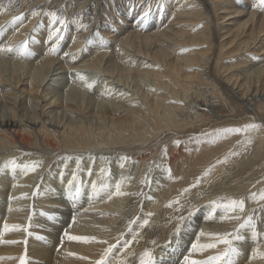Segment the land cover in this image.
<instances>
[{
  "label": "bare ground",
  "instance_id": "1",
  "mask_svg": "<svg viewBox=\"0 0 264 264\" xmlns=\"http://www.w3.org/2000/svg\"><path fill=\"white\" fill-rule=\"evenodd\" d=\"M66 1L69 0H44V3L42 0H2L0 4L1 22L11 18L19 4L22 11L25 3L26 6L35 3L29 7L30 13L22 16V21L14 17L7 22L10 26L17 24L12 27L14 32H9L5 45L25 36L30 26H36V30L29 36L32 37L29 44L40 43L42 40L33 37L39 31L47 34L51 31L47 12L57 11L61 15L72 6L78 12L83 11L85 19L90 18L83 26L87 30L100 26L107 30L113 18L118 19L121 27L114 35L108 31L107 37L112 35L113 41H117L114 45L99 43V34L95 35L100 38L95 36L97 39L85 42L86 31L81 35L67 28L68 49L76 50L70 56L59 62L50 51L36 63L14 62V67L30 66L27 71L30 73L25 72L29 76L24 69L11 75L0 70V152L43 160V165L35 171H22L21 179L28 182L29 189L25 202L5 211L0 203L2 223L22 226L5 237L28 235L18 243L20 248H12V240L8 245L0 244V261L20 264L28 239L36 243L32 255L26 256L27 264H93L109 245L115 246L109 257L113 264H118L124 256L129 263L137 257L140 240L159 236V220L173 212L176 205L169 204L176 199L181 204L197 201L200 191L208 197L216 194L210 202L220 203L222 197L243 198V212L229 213L241 218L220 220L225 212L219 208L215 211L216 219H206L213 205H203L178 234L177 227L168 233L162 232L158 242L164 243L151 250L156 264H179L201 229L206 233H233L249 215L257 219V231L264 234V200L250 198L251 193L264 190V7L260 0H71L72 6L70 2L66 5ZM148 4L152 6L150 15L142 20ZM38 9L43 11L33 16L32 12ZM39 17L44 22L34 24ZM79 54L83 57L76 63L72 56ZM66 64L90 71L103 70L109 77L124 80L138 74L148 81L145 85L137 83L131 91H123L124 87L112 86L105 77L97 85L102 91L98 93L108 92L109 99L104 98L107 94L102 98L109 101L95 103L92 98L86 101L84 93L62 90L60 82L46 86V81L55 77L54 72L62 73ZM9 70L17 68L9 67ZM83 81L95 85V80ZM249 123L261 127L247 134L219 131ZM163 141L169 143V152L160 160L154 153ZM65 156L72 157L74 162L79 157L83 161L80 164L83 173L91 168L95 177L109 156L115 159V167L129 168L132 164L134 171L140 173L136 175V182H122L121 191L126 195L113 194L109 199L108 191L115 192V180H99L102 186L107 185V188L101 187L100 196L86 200V191L75 203L69 198L62 201L60 198L66 192L68 196V190L61 189L60 185L65 186L72 172L77 171V164L73 163L66 167V180L57 182L58 175L55 177L53 172L68 161L63 159ZM157 163H163L164 168L158 176L155 175ZM252 166H257L252 176L230 185L241 178L236 175L239 169L245 172ZM210 168L211 172L205 176ZM51 171L53 175H49ZM198 179L200 183L196 184ZM186 188L190 191L184 193ZM44 210L48 212L46 217ZM149 212L153 213L151 217L147 216ZM54 214L60 220L65 218L64 226L69 223L63 233L57 234L55 230L62 223L49 222L56 219ZM144 219L149 224L141 227ZM240 235L244 239L236 243L241 249L237 264H264V259H250L254 248L264 252V236L257 244L250 230H242ZM69 236H93L96 240L76 241ZM200 242H215V238L201 237ZM49 246L57 247L55 254L48 250ZM225 247L219 244L202 254H193L192 258L205 259L224 251Z\"/></svg>",
  "mask_w": 264,
  "mask_h": 264
},
{
  "label": "rangeland",
  "instance_id": "2",
  "mask_svg": "<svg viewBox=\"0 0 264 264\" xmlns=\"http://www.w3.org/2000/svg\"><path fill=\"white\" fill-rule=\"evenodd\" d=\"M1 1L2 0H0V4H1ZM10 1H12V0H10ZM21 1H23V0H21ZM71 0H69L67 3H66V5H68L69 4V2H70ZM73 1V0H72ZM248 1H251V0H248ZM27 3H29V1H26ZM38 1H36L35 3H37ZM40 2V1H39ZM39 2L37 3V4H39ZM27 3H25V5H24V8H23V10L21 11L20 9V7H21V5L19 6L18 5V8H16V12L15 11H12V13L14 14H16L17 13V15H13L11 18H12V20L14 19V17H21V16H23L24 14H26L27 15V13L29 14L30 13V11H31V9L29 8L31 5H34L33 3H31V4H29L30 6H26V5H28ZM42 3H44V0H42ZM72 3V4H71ZM74 4V2H70V6H72ZM75 5H79V4H75ZM20 8V9H19ZM72 8H73V6H72ZM72 8H68V9H66L63 13H61V15L62 16H64V17H66L67 18V21H68V25H67V28H68V30L67 31H71V32H73V33H77V34H81V35H83V33L86 31V34L84 35L87 39H85L86 41L85 42H88L91 38H94V39H97V38H100L101 37V39H99L98 41H99V43L102 41V43L101 44H105L106 42H108L107 43V45L110 43L111 44V42H112V44L111 45H114L115 43H117V41L116 42H114L115 40L113 39V37H112V35H114V33L117 31H120L121 30V27H120V25H118L117 24V21H118V19L117 18H113L112 20H109V21H111V22H109L108 23V25L109 26H111V28L110 27H108L107 28V30L106 29H104V27H102V26H100L99 28H97V29H95V28H91V29H88L87 30V28H85V27H83L86 23H87V21H89V19L90 18H87V19H85V16H83V11H80V12H78V10H76V9H72ZM18 9V10H17ZM29 9V10H28ZM70 9V10H69ZM21 11V12H20ZM25 11V12H24ZM24 12V13H23ZM19 13V14H18ZM21 13V14H20ZM70 13V14H69ZM58 15H60V13H58ZM70 17V18H69ZM11 18H8L7 19V21H1L0 22V46H4L5 44H6V42H4L7 38H8V36L10 35V31H12L11 32V34L14 32V29L13 28H15L16 26V24H17V22H14V23H12L11 25H13V26H10L9 24H7V22H10V21H12L11 20ZM40 18V17H39ZM37 18L36 20H35V22H34V24L36 23L37 25H39V24H41V23H43L44 21L42 20V18ZM78 18V19H77ZM81 18V19H80ZM76 19V20H75ZM80 19V20H79ZM38 20V21H37ZM116 20V21H115ZM114 23H113V22ZM78 22V23H77ZM85 22V23H84ZM16 23V24H15ZM116 23V24H115ZM33 24V25H34ZM80 24V25H79ZM95 24V23H94ZM112 24V25H111ZM115 25V26H114ZM74 26V27H73ZM13 27V28H12ZM50 27V29L52 30V25H50L49 26ZM72 27V28H71ZM81 28V31L79 30L80 28ZM113 27V28H112ZM114 27H115V29H114ZM4 28L6 29V30H4ZM66 28V29H67ZM102 28V30H104V32L107 34L108 33V31H109V33L110 34H112L111 35V38L110 37H107V36H110V34L108 33L107 35H104L105 33L102 31V30H100ZM65 29V30H66ZM77 29H78V31H77ZM83 29V30H82ZM86 29V30H85ZM8 30V31H7ZM35 30H36V26H30V27H28V31H27V33L26 34H24L25 36H22V37H20L19 39H14V40H16L17 41V43H16V41H12L13 43L12 44H9V45H11V46H13V48L15 49V48H17L18 46H20V43H22L24 40L23 39H25V41H28V40H30V39H32V37L31 38H29V36L33 33L34 34V32H35ZM65 30H64V32H63V37H64V39H62V40H60L59 41V46L57 47V50H56V52H58V53H52L53 54V56H57L56 58H59V59H57L59 62L60 61H62L65 57H67V56H70L71 54H73L76 50L75 49H68V42L69 41H66V37H65ZM91 30V31H90ZM98 30H99V32H98ZM107 32H106V31ZM5 32L4 34L6 35V36H4V34H2V32ZM76 31V32H75ZM115 31V32H114ZM103 32V33H102ZM49 33L50 32H48V34L46 33V32H43V31H39V32H37V34H35L34 35V37L33 38H35V40H42L40 43H35V42H32V43H30L29 44V48H30V50H31V55L30 56H28L27 58H25V57H22V56H20V55H18L17 53H16V51L14 50L13 52H8V51H0V70L1 71H4L5 72V74L6 75H11V74H13L14 72H16V73H22L21 71V69H24V73L26 72V73H30V72H27V71H30V66L29 67H27L25 64V67L26 68H20V67H14V62H20V63H36L39 59H40V57H42V56H44L45 54H46V52H50L49 51V49H50V47H51V45H52V43H54L55 41H52V42H50L49 40H48V35H49ZM45 34V35H44ZM47 34V35H46ZM94 34V35H93ZM98 35V36H100V37H98V36H96V35ZM88 37H87V36ZM90 35V36H89ZM4 36V37H3ZM92 36V37H91ZM94 36V37H93ZM95 36L97 37V38H95ZM10 37V36H9ZM22 38V39H21ZM28 38V39H27ZM46 40V41H44V40ZM19 40V41H18ZM106 40V41H105ZM114 40V41H113ZM45 42V43H44ZM51 45H50V44ZM35 44H37V45H35ZM8 45V44H7ZM34 45L37 47H34ZM41 46H43V47H41ZM46 46H47V48H46ZM39 47H41L42 48V50L40 49L39 50ZM36 48V49H35ZM37 51V52H36ZM118 51L120 52V49H118ZM117 51V52H118ZM40 52H41V54H40ZM71 52V53H70ZM82 52H85V49H83L82 50ZM114 53V52H113ZM60 54V55H59ZM67 54V55H66ZM38 55H40V56H38ZM52 56V55H51ZM16 57V58H15ZM37 57V58H36ZM74 57V62H76V63H79L80 62V60H82V57H83V54H79V56H72V58ZM108 57V56H107ZM6 59V60H5ZM9 59H11V60H9ZM62 59V60H61ZM13 61V62H12ZM23 61V62H22ZM3 62H5V63H3ZM8 62H10V63H8ZM7 63H8V65H7ZM3 64H5V65H3ZM13 65V66H12ZM7 66V68H5ZM12 67V69H15V68H17V70H9V67ZM57 65H53V67H56ZM66 67L65 68H63V72L62 73H57L56 71L54 72V73H56L55 74V77L53 76L52 78H50L49 80H47L46 81V86H48L49 84H52V85H54V84H57V82H60V83H58V84H61L60 85V88L62 89V90H64V91H69V90H71L72 92H74V93H80V95L81 94H83L84 93V95L86 96V101H88L90 98H92L93 99V101L95 100V103H97V101H98V103L99 102H102V101H105V99L103 100V98H102V96H105L106 94V97H104V98H108L107 96H109L108 95V92L107 93H105L104 95H103V93H102V95L101 94H99L98 92H100L101 90L99 89V87L97 86L99 83H100V81L102 80V79H105V77H106V79H107V81H111L112 82V86H118L119 88H123L124 90L123 91H131V90H133V89H135L136 87V85H138V84H140V85H145V83H146V80L147 79H144V78H146V77H140V75H138V74H136L135 76H132V78L130 79V80H128V79H126L125 78V80H124V78H119V77H109V75H107L106 74V72L105 71H103V70H101V71H95V70H92V71H90L91 69H87V70H85L86 68H81L80 66H78V65H72V66H68V64H66L65 65ZM79 67V71H78V67ZM4 68V70H3V68ZM24 67V66H23ZM18 68H20V71L18 70ZM28 68V69H27ZM76 68V69H75ZM11 69V68H10ZM25 69H27L26 71H25ZM66 69V70H65ZM81 69H83V71L81 70ZM77 70V71H76ZM85 70V71H84ZM25 73V74H26ZM75 73V74H74ZM52 74V73H51ZM29 76V74H26V76ZM39 75V74H38ZM79 75H83L87 80H95L94 82V84L95 85H92L93 87H88L87 86V84L89 83V82H87V81H83L82 79L80 80V79H76L77 77H79ZM91 77V78H90ZM134 77V78H133ZM59 78V79H58ZM80 78V77H79ZM118 78V79H117ZM85 79V80H86ZM133 79V80H132ZM55 80V81H54ZM57 80V81H56ZM60 80V81H59ZM49 81H52L51 83L49 82ZM144 81V82H143ZM148 81V80H147ZM87 82V83H86ZM117 82V83H116ZM142 82H143V84H142ZM129 83V84H128ZM138 83V84H137ZM85 84H86V86H87V88L85 87ZM83 85H84V87H83ZM95 86H97V87H95ZM94 88V89H93ZM99 89V90H98ZM97 90V91H96ZM102 90H104V89H102ZM85 91V92H84ZM102 92V91H101ZM100 92V93H101ZM87 94V95H86ZM110 94V93H109ZM94 95V96H93ZM117 95H119V94H117ZM89 97V98H88ZM109 99V98H108ZM108 99H106V101L105 102H107V101H109ZM176 138H178V137H176ZM176 138H174V139H176ZM167 144V145H166ZM160 148H158V150H156V152L154 153V155H159V159L161 160L162 158H164L165 156H166V154H167V152H169L168 151V149H169V143L167 142V141H163V142H161L160 143ZM165 145V146H164ZM163 146V147H162ZM168 146V147H167ZM165 149H166V153H165ZM161 151V152H160ZM89 153V152H88ZM12 156H14V157H12ZM12 156H10V153H2V152H0V203L4 206L3 208H2V211H5L6 209H8V208H11V207H13L14 205H19L20 203H23V202H25V198L27 197V194H28V192H29V189H28V182L25 180V179H21L22 178V171H24V169H23V165H26V164H31L33 161H39L40 160V158L38 159L37 157H33V159L32 158H30V156L28 157L27 155H25V154H19V155H17V154H15V155H12ZM7 157V158H6ZM110 157V158H109ZM108 157V159H107V162H106V164H105V166H104V168L103 169H105V171L104 172H101V173H99V174H97L96 176L97 177H95L94 176V173H93V169H91V173L92 174H89V172L87 171V172H85V173H83L84 171L82 170V168L80 169L79 168V170H78V176H79V181H78V183L76 182V184H77V186H81V184H82V187H83V193L84 192H86V191H88V193H87V195H86V200H92V198L93 197H95V196H100L101 195V191H102V189H101V187H102V185L101 184H99L98 182H99V180H102V182H107V181H110V180H115V182L117 183V182H120L121 181V179L120 178H124V180H123V183H131V182H136L135 181V179H136V175L138 176V174L140 173V171L139 170H137L136 171V169H135V171H134V166L132 165V164H130V166H129V168H124L123 166L122 167H120V168H122V169H119V167H115V159L113 158V157H111V156H109ZM11 158V159H10ZM15 159L16 160V163L18 164V165H20V167H18L16 170H15V172H13V170H12V168H11V165H10V160H13V159ZM17 158V159H16ZM87 158V157H86ZM18 160V161H17ZM21 160V161H20ZM113 160V161H112ZM8 161V162H7ZM40 161H42L43 162V160L41 159ZM21 162V163H20ZM27 162V163H26ZM71 162V163H70ZM83 161L82 160H79V164H81ZM73 163H75V164H77L78 162H74V160L73 159H70V160H68V161H66L63 165H62V168H60V170L59 171H55V172H53V173H56L55 174V177L57 176L58 178V183H61V181H63V180H66V173H67V168L66 167H64V165L66 164L67 165V167H69V166H71ZM163 163H157L156 165H157V168H156V171H155V175H159V171H163V165H162ZM5 165H7V167H5ZM39 165H43V163H40ZM38 165V166H39ZM131 165H132V168H131ZM2 166V167H1ZM82 165H80V167H81ZM260 166V165H259ZM42 167V166H41ZM64 167V168H63ZM255 167H257V166H252V167H249V169H247V171H245V172H240V171H243L242 169H239V171L238 172H236V175L237 176H239V177H241L239 180H237L236 182H233V183H231L230 185H234V183H237V182H239V183H241V182H243V180H245L246 178H248V177H250V176H252L253 174H254V169L253 168H255ZM109 169V170H108ZM119 170V171H116V170ZM127 169V170H126ZM133 169V170H132ZM160 169V170H159ZM48 170H50V167L48 168ZM60 171L61 172H63L64 173V175H63V177L61 178V176H60ZM66 171V172H65ZM121 171L123 172L122 174H121ZM134 171V172H133ZM117 172V173H116ZM157 172V173H156ZM159 172V173H158ZM8 173V174H7ZM52 173V171L51 172H49V175ZM53 173L51 174V175H53ZM118 173H120V174H118ZM135 173V174H134ZM137 173V174H136ZM86 174V175H85ZM6 175V176H5ZM90 175V176H89ZM94 177H93V176ZM116 178V179H115ZM82 179V180H81ZM84 179H86V181H84ZM93 180H96V182H95V185H96V189H97V192H98V194L97 195H93L92 194V185L94 184L93 183ZM127 180V181H126ZM66 182V181H65ZM86 184V185H85ZM10 186H11V188H10ZM61 186V187H60ZM59 187L61 188V189H64V188H66L67 190H68V185L66 184L65 186L64 185H60ZM89 187V188H88ZM223 188H226L225 186L224 187H222L221 189H223ZM24 189V190H23ZM91 189V190H90ZM62 191V190H61ZM91 192V193H90ZM108 192H111V191H108ZM63 193V192H62ZM67 193V192H66ZM66 193L64 194V196L62 197V198H60V200H62V201H66L67 199H68V196L66 195ZM216 194H214L213 196H215ZM213 196H211V197H208L205 193H204V191L202 192V191H200V194L196 197V200L197 201H193V202H184V203H180V204H176V205H174V211L173 212H170L169 214H166V212H165V216L164 217H162L160 220H159V222H158V224H159V227H158V229H159V236L161 235V234H163L164 232L165 233H168V232H170L171 230H174L177 226H178V224L180 223V221H179V217L181 216V215H184V216H187L188 215V212L189 211H194L195 212V214H197L198 213V210L200 209V208H202L203 207V205L204 206H206V204H207V206L210 204V199L213 197ZM92 197V198H91ZM63 203V202H62ZM188 203V204H187ZM184 204H186V205H184ZM179 207V208H178ZM39 208V207H38ZM41 209H46L45 208V206H41L40 207ZM167 208H171V207H167ZM45 212L43 213V216L44 217H46V215L48 214V212H46V210H44ZM42 214V213H41ZM172 214V215H171ZM56 216V214H54L53 215V217L54 218H56L55 217ZM52 218V217H51ZM63 219V220H62ZM61 220L59 219V218H56V219H51L49 222L50 223H52L53 225H55L56 223H62V224H60L59 226H61V227H56L55 228V230H56V233L58 234V233H63V231H64V229L66 228V227H68V225H69V223L67 222V224H65V226H64V221H65V218H62ZM164 219V220H163ZM163 220V221H162ZM2 219L0 218V244H2V243H5V244H9V242H10V240H12V241H14L15 243H11V245H13V247L12 248H20L19 246H17L18 245V243H20V241H22V240H25V238L28 236H19V237H14L13 235L12 236H10V237H5V235L6 234H8V233H10V232H12V233H15L18 229H14L12 226L13 225H16L15 223H10V224H8V229L7 230H5V228H4V225H5V223H2ZM63 221V222H62ZM164 222V223H163ZM187 221H185L184 223H186ZM50 223H49V225H47V226H50ZM154 226H155V224L152 226V228H154ZM186 226H188L187 224H186ZM13 229V230H12ZM163 229V230H162ZM60 230V231H59ZM58 231V232H57ZM163 232V233H162ZM194 234V233H193ZM159 236L157 235H155V236H153L152 238H150V239H146V240H140L139 242H138V245L139 246H141V247H139L138 245V247H139V251H138V254L136 255L137 257H136V259H134V260H132L131 262H129V263H127V264H139V262L138 261H140V259L139 260H137V258H138V256H140V255H142V253L145 251V250H154L155 251V247H157V244H158V246L160 245H162L163 243H159L158 241L160 240V238H159ZM14 237V238H13ZM149 240V241H148ZM145 241V242H144ZM31 242V243H30ZM153 242H155V243H153ZM36 242L35 241H30V240H26V248L24 249V253H23V255H24V257L22 256L21 257V259L23 258V259H25L26 261H27V257L26 256H29L30 254H31V252L33 251V247H34V244H35ZM36 246V245H35ZM7 247V246H6ZM57 247L59 248V245H57ZM57 247H55L54 248V246H49L48 247V250L52 253V254H55V251H56V249H57ZM27 250V251H26ZM58 250V249H57ZM154 251H152V253L154 252ZM30 252V253H29ZM15 254H17V255H19V254H21L22 253V250H21V253H19V252H14ZM7 255H8V251H7ZM6 255V256H7ZM32 255V254H31ZM110 256H112V254L110 255ZM17 259V258H16ZM21 259H20V262H21ZM125 259V256L124 257H121V259L120 260H124ZM120 260H119V262H120ZM119 262H118V264H119ZM0 264H3L2 263V260L0 261ZM27 264V263H26ZM179 264H182V261H180L179 262Z\"/></svg>",
  "mask_w": 264,
  "mask_h": 264
},
{
  "label": "snow or ice",
  "instance_id": "3",
  "mask_svg": "<svg viewBox=\"0 0 264 264\" xmlns=\"http://www.w3.org/2000/svg\"><path fill=\"white\" fill-rule=\"evenodd\" d=\"M261 6L264 7V0H260ZM151 4L147 5L146 10L143 12V17L142 20L144 18H147L150 15L151 12ZM43 10L42 9H38V10H34L32 12V15H39L41 14ZM47 15L51 18V25H52V30L50 31L49 35H48V40L50 42L55 41L54 43H52L49 51L55 53L57 50V47L59 46V41L63 39V32L64 30L67 28L68 25V21L67 18L62 16V15H58L57 11H49L47 12ZM17 20L22 21L23 17H17ZM16 51V53L22 57L27 58L28 56L31 55V50L29 48V41H23L21 43L20 46H18L17 48H13V46L11 45H4V46H0V51H8V52H13ZM67 55V54H66ZM80 79L84 80L86 79L83 75H80ZM88 87H92L91 84L87 85ZM261 126L255 123H249V124H245L242 127H230V128H225V129H221L219 130L221 134H228V133H249L251 131H255L257 129H259ZM249 143H251V140L249 139L248 141ZM176 144L181 143L180 141H176ZM165 153H166V149H165ZM238 153H232V155H237ZM64 160H70L72 159V157L70 156H65L63 157ZM78 163H77V171H73L72 172V178L69 179L67 181V185H68V198L75 203L83 194V187L82 184L81 186H77L76 181L79 179L78 176V170L80 168V164H79V157L76 158ZM227 159V157H225V160ZM221 161H218V163ZM11 168L13 170V172H15V170L20 167V165H18L16 163V160L13 159L10 162ZM42 163V161H33L30 165L26 164L23 165V169L25 172L27 171H35L36 167ZM123 166V165H121ZM5 167H7V165H5ZM64 167H67V165L65 164ZM105 171V169H101V172ZM89 174H91V168L88 169ZM211 172V168L208 169L204 175H208ZM170 173V170H169ZM64 173L60 172V176L61 178L63 177ZM169 179H172L171 174H169ZM124 178H121L120 182H117L115 184V192L109 194V199H111L112 195H126V193L121 191V184L123 182ZM200 183V179H198L196 181V184ZM196 184L192 185L191 187H195ZM103 188H107V185H103ZM184 193H187L188 191H190V188H186L183 190ZM92 194L93 195H97V189H96V185L93 184L92 185ZM251 199L256 200H264V190H262L259 194L257 193H251L250 196ZM220 203L216 202V201H212L210 202L213 207L211 209V211L209 212V214L206 216V219H216L215 216V211L216 209L219 208H223L225 214L220 216L219 219L220 220H232V219H236L239 220L241 217L239 215L233 216V215H229V213L231 212H235L236 210H239L240 212H243L244 207H245V202L244 199H234V198H228V197H222L221 198ZM226 201V202H223ZM180 201L179 199L174 200L173 202H171L169 204V206H172V204H179ZM153 215V213L149 212L147 213L148 217H151ZM195 212L194 211H189L187 216L181 215L178 219L180 221V223L177 226L176 232L177 234L184 228V222L185 221H191V219L194 217ZM139 219V218H137ZM149 224V220L148 219H144L142 222L141 227L146 226ZM14 229H19L22 226L21 225H13L12 226ZM5 230L8 229V225L5 224L4 225ZM250 230V234H251V238L253 239L254 242H256L258 244L259 239L264 236V234H261L260 232L257 231V219L254 218L253 215H249L247 216L246 219H244V222L241 223L239 225V227L233 232V233H206L203 229H201L199 231V235L196 238V241L193 242L190 246V250L188 252L187 255H185L183 257V261L182 264H237V260L239 255L241 254V249H239L236 246V243L243 240L244 237L240 235V232L242 230ZM67 235V234H65ZM214 237L215 238V242H210V243H201L200 242V238L201 237ZM70 240H76V241H83V242H91V241H95L96 237L93 236H69L68 237ZM102 243H106L105 241H101ZM10 243H15L14 241L10 242ZM155 243V242H153ZM219 244H223L225 245V249L224 251L216 254V255H211L208 256L205 259H194L193 254H202L203 252L207 251L208 249H213L216 248ZM127 245V242H125V246ZM115 246L114 245H109L103 252V254L101 255L99 260H96L93 262V264H113V261L109 259L111 253L113 252V248ZM256 258H261L264 259V252H261L259 250V247H256L252 250L250 259H256ZM86 259V258H85ZM20 264H26V260L25 259H21ZM119 264H127V261L125 260H121L119 262ZM139 264H156L155 262V258L153 257V253L151 250H145L142 254V256L140 257V261Z\"/></svg>",
  "mask_w": 264,
  "mask_h": 264
}]
</instances>
